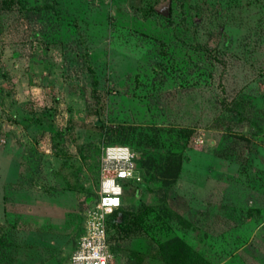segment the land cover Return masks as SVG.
Masks as SVG:
<instances>
[{"label":"rangeland","instance_id":"1","mask_svg":"<svg viewBox=\"0 0 264 264\" xmlns=\"http://www.w3.org/2000/svg\"><path fill=\"white\" fill-rule=\"evenodd\" d=\"M106 144L144 163L116 260L264 264V0H0V264H67Z\"/></svg>","mask_w":264,"mask_h":264},{"label":"built area","instance_id":"2","mask_svg":"<svg viewBox=\"0 0 264 264\" xmlns=\"http://www.w3.org/2000/svg\"><path fill=\"white\" fill-rule=\"evenodd\" d=\"M97 172V195L83 211L82 230L67 264H123L109 248L106 221L121 203L122 182L139 178L133 151L124 144L103 145Z\"/></svg>","mask_w":264,"mask_h":264},{"label":"trees","instance_id":"3","mask_svg":"<svg viewBox=\"0 0 264 264\" xmlns=\"http://www.w3.org/2000/svg\"><path fill=\"white\" fill-rule=\"evenodd\" d=\"M136 170L138 173L140 164H144L142 161L138 164L136 161ZM151 171L147 172L149 177H153L154 179H159L163 184L170 185L176 178L179 168H180V160L179 156L172 154L164 157V159L158 164H151ZM148 177V178H149ZM133 180H126L122 182V188L124 190V185L131 182ZM122 195V194H121ZM87 197L86 199H88ZM121 204V203H120ZM119 207L115 209L110 215L107 217L106 221V232H107V240L109 242V248L111 252L115 255L114 244L110 243V225L115 224L118 227H125L130 229L131 220L125 221V216ZM130 222V223H129ZM133 222V221H132ZM160 248L165 252V257L167 258L166 264H206L205 261L198 259L195 253L191 250L189 245L181 238L177 236H172L165 239L160 243Z\"/></svg>","mask_w":264,"mask_h":264},{"label":"crops","instance_id":"4","mask_svg":"<svg viewBox=\"0 0 264 264\" xmlns=\"http://www.w3.org/2000/svg\"><path fill=\"white\" fill-rule=\"evenodd\" d=\"M81 230H82V226H81ZM72 250V249H71ZM71 252V251H70ZM69 256V255H68ZM67 261H68V258H67Z\"/></svg>","mask_w":264,"mask_h":264},{"label":"water","instance_id":"5","mask_svg":"<svg viewBox=\"0 0 264 264\" xmlns=\"http://www.w3.org/2000/svg\"><path fill=\"white\" fill-rule=\"evenodd\" d=\"M91 199V197H89L86 201H88V200H90Z\"/></svg>","mask_w":264,"mask_h":264}]
</instances>
